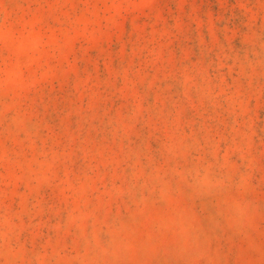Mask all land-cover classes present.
I'll return each instance as SVG.
<instances>
[{
    "label": "rangeland",
    "instance_id": "obj_1",
    "mask_svg": "<svg viewBox=\"0 0 264 264\" xmlns=\"http://www.w3.org/2000/svg\"><path fill=\"white\" fill-rule=\"evenodd\" d=\"M0 264H264V0H0Z\"/></svg>",
    "mask_w": 264,
    "mask_h": 264
}]
</instances>
